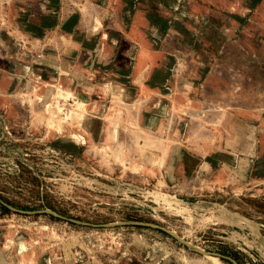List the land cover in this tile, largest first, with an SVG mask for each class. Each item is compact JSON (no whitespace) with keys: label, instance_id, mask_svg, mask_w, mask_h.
<instances>
[{"label":"rangeland","instance_id":"obj_1","mask_svg":"<svg viewBox=\"0 0 264 264\" xmlns=\"http://www.w3.org/2000/svg\"><path fill=\"white\" fill-rule=\"evenodd\" d=\"M259 1L0 0V264H264ZM55 70L72 97L31 100L30 73ZM77 95L97 105L74 122ZM45 104L79 140L37 121ZM136 129L145 171L92 150Z\"/></svg>","mask_w":264,"mask_h":264},{"label":"bare ground","instance_id":"obj_2","mask_svg":"<svg viewBox=\"0 0 264 264\" xmlns=\"http://www.w3.org/2000/svg\"><path fill=\"white\" fill-rule=\"evenodd\" d=\"M233 0H229V2L231 4H234V2L232 3ZM258 9L259 11L261 12H264V0H260L258 3ZM231 7V6H230ZM94 18V17H93ZM96 18V17H95ZM93 20V22H96V25H100L98 23V20L96 19ZM95 25V26H96ZM94 26V27H95ZM96 26V27H97ZM95 27V28H96ZM94 29V28H93ZM102 35V34H101ZM105 35V34H104ZM103 35V36H104ZM102 37V36H101ZM56 70L54 73H52L48 78H43L40 76L39 73H30L31 76H35L34 78H32V81H31V86L28 88V97L32 100V99H37V100H41L46 94L48 93H52L54 92L55 90H57V92H62L59 94L58 97H60L61 94L64 93L63 96H65L69 89H64L63 88L67 85V80H66V77L65 76H60V78L57 76L56 74ZM62 75V74H61ZM56 88L54 91H53V88ZM101 87V86H100ZM103 87V86H102ZM67 91V92H66ZM107 91V90H106ZM66 92V93H65ZM70 93V91H69ZM69 93L65 96L67 97L69 95ZM19 95V94H18ZM69 96L72 97V94H70ZM62 97V96H61ZM70 98V97H69ZM151 98H154V95L153 97ZM54 99V98H53ZM75 100H76V105L74 107L75 110H73L72 115H71V118L72 120L75 122L78 120V118L82 115V119L83 120H86V115H84V112L85 110L86 111H92L93 109L96 108V105H97V101L95 99H84L82 98L80 95H77L75 97ZM26 101L25 98L21 97L19 98V102L22 104ZM188 100H186L185 98L181 97V96H175L173 97L172 99V104L169 108V110H165V113L169 115V120H168V133L169 135L167 136L168 139H172V135L176 132H178V130L180 129V120L176 119L175 118V115H174V111L176 112V110L178 109H184V108H187V102ZM6 103V100L4 101ZM151 101H149L150 103ZM152 102L155 103L156 105V108L159 107L161 105V100L160 99H153ZM119 102H117L118 104ZM119 104H122V102L120 101ZM194 104H197V102H195ZM209 102H206V107L209 106ZM46 105V104H45ZM54 107V105H53ZM56 108V107H55ZM59 108V107H58ZM57 111H60L58 109H56ZM71 111V110H70ZM183 112V111H182ZM214 112V111H213ZM221 112V111H220ZM70 113V114H71ZM162 113V112H161ZM189 113L190 115L192 116V120L196 117H201L202 113L200 110H197V109H194V108H190L189 109ZM215 113V112H214ZM222 113V112H221ZM224 113V112H223ZM55 112L53 113V110L52 108L48 105H46V107H44L40 113L37 115V121L40 123L42 121H46L47 123H49L51 125V127L57 131V132H62L63 131L66 133L68 132L67 134V137H66V140H73V141H77L79 140V135L76 133V132H73V131H66L67 128H66V125H63L61 123H63V121H59L60 119H57L55 118ZM164 114V112H163ZM165 115V114H164ZM64 118V117H63ZM69 118V117H68ZM117 118V117H116ZM218 119V118H217ZM61 122V123H60ZM85 122V121H84ZM194 122V120H193ZM196 123V126L198 129H202L201 131H204V121H195ZM48 124V126H49ZM65 124V123H64ZM46 125V124H45ZM228 125V120L225 121L224 123V126L226 128V126ZM74 127L76 129H81V125L80 126H77V125H74ZM66 129V130H65ZM227 129V128H226ZM161 130V126H158V131ZM115 132V131H114ZM151 131H142L140 129H136V130H133L132 132V136L133 137H130V138H127V133H123V137H122V141L120 143H118L115 147V149H110L107 145H103L101 144L100 146L98 147H95V148H92V150L94 151V153H96L98 155V157L100 158V160L102 162H104L105 164L107 163H110V162H114L116 164H119L120 166H122V168H125L127 170H129L130 172L132 173H137L141 170L145 171V169H143L138 163L137 161L134 159V157L136 156L135 153L133 152V154L130 152L131 150H133V148L136 147V145H138L141 141H142V138L143 139H148L150 138V133ZM116 135V134H115ZM205 135L206 137L208 136V131L205 132ZM66 136V135H65ZM64 136V137H65ZM151 140L153 142V145L154 146H157L160 151L162 152V155L163 157L162 158H159V159H155L154 162V165L156 166H159V167H165V164H166V157L167 155L169 154V148L166 147V145H159V140H157L158 136L157 135H153ZM115 138V137H114ZM117 138V137H116ZM205 138V136H204ZM212 140V139H211ZM106 144V143H105ZM92 145V144H91ZM110 149V150H109ZM109 150V151H108ZM147 172H153V169L151 168H147L146 169ZM24 242V241H23ZM26 243V242H25ZM4 244V243H3ZM23 245H25L23 243ZM27 245V243H26ZM99 245V244H98ZM19 246V245H18ZM24 248V247H23ZM124 254V252H123ZM122 254V255H123ZM126 254V252H125ZM65 256V254H64ZM67 256V255H66ZM21 259L20 261L22 263H28V264H33L34 260L32 259L31 255L29 252H25V253H22L20 255ZM68 257V256H67ZM65 257V258H67ZM76 260V258H75ZM66 262V261H65ZM93 262V261H92ZM95 262V261H94ZM68 264H70L69 262H67ZM66 263V264H67ZM13 264V263H12ZM72 264V263H71Z\"/></svg>","mask_w":264,"mask_h":264}]
</instances>
